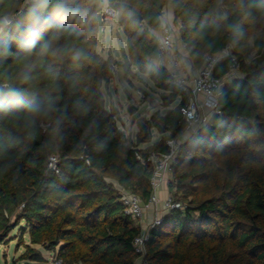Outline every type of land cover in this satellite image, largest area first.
<instances>
[{
  "label": "trees",
  "instance_id": "obj_1",
  "mask_svg": "<svg viewBox=\"0 0 264 264\" xmlns=\"http://www.w3.org/2000/svg\"><path fill=\"white\" fill-rule=\"evenodd\" d=\"M0 0V246L17 230L21 260L63 264H135L140 228L125 214L118 189L145 204L152 194V154L179 141L187 93L156 66L161 15L170 4L192 66L226 46L238 77L224 83L219 115L178 147L168 186L181 208L149 232V264H264V0ZM119 13L126 44L119 67L135 69L162 91L165 115L143 120L163 137L146 147L141 128L129 142L102 95L110 58L96 51L104 6ZM226 16L218 15L220 6ZM252 52L257 57L248 61ZM234 62L223 59L224 78ZM57 157L58 173L48 167ZM27 239V240H25ZM26 241L28 243H26Z\"/></svg>",
  "mask_w": 264,
  "mask_h": 264
},
{
  "label": "built area",
  "instance_id": "obj_2",
  "mask_svg": "<svg viewBox=\"0 0 264 264\" xmlns=\"http://www.w3.org/2000/svg\"><path fill=\"white\" fill-rule=\"evenodd\" d=\"M35 1V0H28ZM164 16L162 11L161 20ZM119 17L118 11L104 6L101 12V19L104 21L117 22ZM176 31L171 23L162 21V27L158 32V56L154 61L156 66H161L167 70L171 78V82L178 89L187 93V100L179 106V113L186 122V130H195L204 127L213 115H219L218 99L224 86V78L214 75V69L223 59L230 58L234 64L233 69L226 76L228 80L237 78L238 74L234 72V68H238L237 63L232 55V47L226 46L219 53L207 55L204 58L203 65L195 71L188 72L182 64L185 52V45L181 43L176 47L175 38ZM112 64L111 67L115 68ZM167 152L161 154H152L148 159L153 169L150 178V186L152 194L143 204L139 198L131 192L118 189L121 202L124 205V212L133 220L139 221V224L145 220V213L154 210L159 203L158 192L162 187H167L172 181L171 165L178 153L179 144L175 140H166ZM57 157L51 156L48 159V167L55 173H58ZM181 208L179 203L172 200L169 194L162 201L161 211L163 215H155L154 219L141 226L140 233L134 238L132 246L136 255L135 264H149L145 258L146 242L149 238L150 230L159 225L162 217L172 209ZM51 264H63L61 259L54 256Z\"/></svg>",
  "mask_w": 264,
  "mask_h": 264
},
{
  "label": "rangeland",
  "instance_id": "obj_3",
  "mask_svg": "<svg viewBox=\"0 0 264 264\" xmlns=\"http://www.w3.org/2000/svg\"><path fill=\"white\" fill-rule=\"evenodd\" d=\"M226 11L227 8L221 5L218 10V15L226 16ZM162 21H166L173 25L174 30L176 31L175 45L176 47L179 46L181 43L178 36V24L174 22L170 4H167L164 8V16L162 17ZM123 37L124 36L122 34L121 28L119 27L118 21H104L101 19L100 14L96 51L101 56V58H110L112 63L116 65L115 68L111 67L112 79L108 85L102 88L105 106L114 112L117 128L123 132V134L126 136V139L129 142H135L138 141L137 134L140 130L141 122L148 119L153 113L157 111L163 113V107L165 105L163 98H167L168 101H170V99L168 97V93L158 88L150 80L148 75L140 74L135 69L132 71L130 70L128 76L123 74L122 69L119 67V62L122 60L118 47V41L120 39L125 40V37ZM256 57L257 55L255 52H252L248 61L254 60ZM234 72L236 75H239L238 68H234ZM178 100L179 99L172 101L170 106L175 108ZM196 130L198 129L189 130V133H184V138L179 145L186 142L190 135ZM160 139L161 134L156 129H151L150 142H148L149 139H146V143L139 144V147L146 148L149 146V144L159 141ZM175 159L172 162L171 168L175 164ZM168 186L169 185H167V187L165 186L167 194H169ZM167 194L165 196H167ZM148 212L149 211L145 213L146 217ZM146 217L143 223L147 222L148 219H146ZM154 217L152 219H154ZM133 222L135 225L139 224V221L137 220H133ZM26 243L28 242L26 241ZM17 244L18 233L17 230H15L9 236L7 241L0 246V264H51L52 259L55 256L54 253L43 251L39 247L33 246V248L41 251L44 260L43 263L21 260L20 257L22 256L24 249L23 246Z\"/></svg>",
  "mask_w": 264,
  "mask_h": 264
},
{
  "label": "crops",
  "instance_id": "obj_4",
  "mask_svg": "<svg viewBox=\"0 0 264 264\" xmlns=\"http://www.w3.org/2000/svg\"><path fill=\"white\" fill-rule=\"evenodd\" d=\"M172 13V12H171ZM167 16V15H166ZM167 17H169V16H167ZM166 17V18H167ZM157 37H159L158 36V34H157ZM124 38V37H123ZM123 40V39H122ZM179 41H180V43H182L181 42V40H180V38H179ZM123 42L126 44V40H123ZM123 43V44H124ZM182 64L184 65V67H185V69L188 71V72H190V73H195V71L197 70L196 68H194L193 66H192V63H191V60H190V58L188 57V55H187V53H186V51L184 52V56H183V59H182ZM228 81V78L225 76L224 77V83L225 82H227ZM178 104V103H177ZM176 107V106H175ZM174 109V107H171L170 105L168 106V107H163V110H164V112L163 113H161L162 115H165L168 111H170V110H173ZM189 130H187V131H185L184 133H189L188 132ZM163 137V135L161 134V138ZM182 138V139H181ZM180 139H179V141H177L178 142V144H180L181 143V141L183 140V138H184V134L182 135V137H181ZM157 142V141H156ZM155 143V142H154ZM154 143H151V144H149V146H151L152 144H154ZM148 147V146H147ZM139 149H145L144 147H142V148H140L139 147ZM167 194V192H166V188L165 187H162L160 190H159V192H158V194H157V196H158V199H159V203L156 205V207H155V209L153 210H149V212L147 213V217H146V219H148L147 220V223L150 221V220H152V218L156 215H163L164 213L161 211V208H162V201L166 198V195ZM152 213H151V212ZM152 216V217H151ZM145 226V223H141V224H138L137 226L138 227H141V226ZM55 255V254H54Z\"/></svg>",
  "mask_w": 264,
  "mask_h": 264
},
{
  "label": "clouds",
  "instance_id": "obj_5",
  "mask_svg": "<svg viewBox=\"0 0 264 264\" xmlns=\"http://www.w3.org/2000/svg\"><path fill=\"white\" fill-rule=\"evenodd\" d=\"M104 3L106 4L107 0H104ZM57 10L61 14H67L71 11L72 14L75 15V12L66 6V0H60V3L57 5ZM5 23H7L6 19L0 20V25H3Z\"/></svg>",
  "mask_w": 264,
  "mask_h": 264
},
{
  "label": "water",
  "instance_id": "obj_6",
  "mask_svg": "<svg viewBox=\"0 0 264 264\" xmlns=\"http://www.w3.org/2000/svg\"><path fill=\"white\" fill-rule=\"evenodd\" d=\"M4 19H6L7 20V23H8L9 21H11L13 19V16H6ZM141 128L145 132V135H144L145 139H147L148 138V135H147V132H146V128H145V126L143 124H141Z\"/></svg>",
  "mask_w": 264,
  "mask_h": 264
}]
</instances>
